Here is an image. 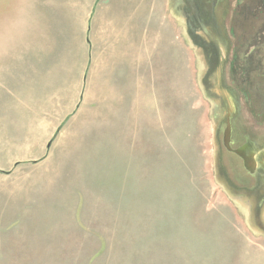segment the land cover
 <instances>
[{
  "label": "rangeland",
  "instance_id": "374dc122",
  "mask_svg": "<svg viewBox=\"0 0 264 264\" xmlns=\"http://www.w3.org/2000/svg\"><path fill=\"white\" fill-rule=\"evenodd\" d=\"M98 13L49 30L0 0V90L29 110L0 105V264H264V2L145 0L137 28L109 30ZM66 42L83 77L59 67ZM241 127L259 140L243 166Z\"/></svg>",
  "mask_w": 264,
  "mask_h": 264
},
{
  "label": "crops",
  "instance_id": "0c3cea01",
  "mask_svg": "<svg viewBox=\"0 0 264 264\" xmlns=\"http://www.w3.org/2000/svg\"><path fill=\"white\" fill-rule=\"evenodd\" d=\"M103 0H29V14L36 16L35 14H42V19L40 22H42L41 26L43 29H49V30H55L60 28H65L64 18L66 17L65 14H72L73 20L69 17L72 24L70 28H75L74 23L76 20H74L75 15L74 14H82L79 16L77 27L81 28L82 30H86V33L91 29L92 23L95 18L96 14L98 13V7H101V17L106 22L105 28L109 30L110 27L114 29H120L122 28H129L131 27V22H133L134 28H137L140 23V17L143 18L145 14V0H123L122 5L119 3L120 0H107L106 2L102 3V6H100L99 2ZM111 1V2H110ZM32 17V20L38 19ZM64 19V20H63ZM100 18H98L97 21H99ZM101 22H103L101 20ZM142 26H144L142 24ZM129 33V32H128ZM109 34V32H108ZM107 34V35H108ZM130 34V33H129ZM81 36V33H80ZM109 37V35H108ZM130 35H127V38L129 39ZM46 38V34H45ZM51 38L54 40H50L51 44L49 46V53L46 52V43H43V46L45 48L44 52L41 55V59H38L35 56H31L29 54V92L32 93L34 86L36 85L39 87L40 91H47L51 82V72H53V68L55 66V59L57 58V55L59 53V50L61 45H64V43H60V39L55 43L56 39L54 36L53 31L51 32ZM122 38H125V34H122ZM121 38V39H122ZM113 39H115V36L113 34ZM87 41V38L85 39ZM134 46L136 44L135 41ZM76 43L78 46H76ZM118 44L124 45L125 43L118 41ZM131 42H128L127 46L130 48ZM65 47L67 48V54H65V57L62 59L61 56L58 57L59 67L63 69V72L65 76H79L83 77L82 75V68L86 66V63L83 64V60H81V64L78 65V56L76 54V58L74 56H71L72 50L79 51L81 49L80 42H66ZM90 48V46H89ZM60 55V54H59ZM41 61V65L34 64V62L31 61ZM86 60V59H85ZM36 65V67H35ZM87 68V67H86ZM75 69H78V72L75 71ZM70 70L69 75L66 71ZM86 71V70H85ZM64 76V75H63ZM13 86H16L18 84H21V82H18V80H15L13 83ZM2 85L0 80V86ZM64 91V90H62ZM6 96L5 93H3L2 90H0V105L4 103L3 98ZM7 108L14 109L13 119L14 120H29V110L27 109V102H25V98L23 94L17 92H10L7 96ZM24 99V100H23ZM14 101H17V103H14ZM11 102L14 104L10 105ZM2 110L0 109V117H1ZM19 128H16L14 133H19ZM24 156H28L29 153L25 152L23 153ZM21 161H16V163ZM15 163V164H16Z\"/></svg>",
  "mask_w": 264,
  "mask_h": 264
},
{
  "label": "flooded vegetation",
  "instance_id": "af4514ba",
  "mask_svg": "<svg viewBox=\"0 0 264 264\" xmlns=\"http://www.w3.org/2000/svg\"><path fill=\"white\" fill-rule=\"evenodd\" d=\"M264 2V0H262ZM257 135V132H250L246 131L243 127H241L240 132L237 134L233 133V139L230 137V147L226 150H229L233 155H235L240 161L242 160V166L245 165L244 161L247 160L246 151L250 149V147L254 146L256 143H258L259 140L256 141L255 136ZM261 141H263V138H260ZM261 145L264 144V142L260 143ZM242 149V151H241ZM223 157H225L223 155ZM246 173H250L248 168H244Z\"/></svg>",
  "mask_w": 264,
  "mask_h": 264
}]
</instances>
